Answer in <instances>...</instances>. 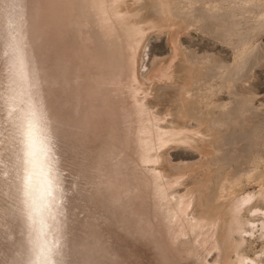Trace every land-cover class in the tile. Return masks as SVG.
I'll return each mask as SVG.
<instances>
[{
	"label": "bare ground",
	"instance_id": "6f19581e",
	"mask_svg": "<svg viewBox=\"0 0 264 264\" xmlns=\"http://www.w3.org/2000/svg\"><path fill=\"white\" fill-rule=\"evenodd\" d=\"M143 1L142 7L147 4V0L145 4ZM119 2L50 0L54 54L50 83L55 88L61 83L71 88L69 67L64 60L66 50L80 55L82 44L92 45L97 69V75L80 93L71 90L72 95L64 98L63 105L70 111L66 116L67 131L61 128L55 94L50 97L54 89H48L49 93L46 90L50 72L40 60L45 55L39 57V47L43 46L39 38L44 36L34 34L35 28L42 32L38 6L33 0H0V264H41V256L32 250V241L41 232L44 235L37 242L45 249L42 255H48L46 249L59 239L60 256L53 259H60L63 264H174L173 251L183 254V258L202 259L203 245L197 242L195 231L203 233V241H211L209 246L213 249L216 243L219 246L214 228L218 221L216 213L209 211L210 207L204 210L197 205L199 208L193 213L190 206L195 191L181 193L177 189L182 184L180 178H173L170 169L154 166L164 157L160 151L165 148L156 145L157 138L165 135L172 141L183 139L188 143L192 137L176 126L172 127L176 131L168 136L157 117L150 113L151 101L139 97V84L134 87L139 73L133 70L139 66L133 67L137 64L133 61L134 52L137 53L135 44L143 41L144 35L142 28L134 27L137 21L140 23L138 15H134L135 23L129 21L132 17L127 18L134 25L125 23L119 15L128 14L121 12V5L133 1L122 0L120 13ZM133 4L139 9L140 2H136L137 7ZM132 7L126 10L132 11ZM138 9L133 10L135 14ZM140 15L139 19H145L146 15ZM180 118L175 114L170 121L177 123ZM103 124L106 131L99 141L98 130ZM67 136L70 140L63 142ZM71 148L82 162L78 161L81 168L77 174L83 180L82 188L76 190L74 186L76 191L67 184L63 173V155ZM148 164H153V168H147ZM77 178L73 183L76 180L78 185ZM255 198V194H248L239 199L232 209L234 215ZM23 201H27L31 211V227ZM146 201L147 212L142 211ZM243 228L231 229L241 233ZM201 259L199 264H204ZM223 260L220 264L232 263L231 259ZM249 261L258 263L244 256L234 263Z\"/></svg>",
	"mask_w": 264,
	"mask_h": 264
},
{
	"label": "rangeland",
	"instance_id": "374dc122",
	"mask_svg": "<svg viewBox=\"0 0 264 264\" xmlns=\"http://www.w3.org/2000/svg\"><path fill=\"white\" fill-rule=\"evenodd\" d=\"M41 1L33 0L38 6L36 12L38 11V23L42 29L41 32L35 28L34 34L39 32L41 37L44 36L39 38L43 45L39 47L42 50L40 52L39 49V57L45 55L42 56L44 60L40 59L43 63L45 58L48 59L45 62L47 67L41 62L44 69L50 72L46 90L54 89L53 92L50 91V97L55 94L61 128L66 130V116L70 111L63 105L64 98L72 95L69 94L72 91L80 93L84 85L91 81V77L97 75L94 50L92 45L88 47L83 44L80 55L66 50L68 56L64 60L69 67L67 77L72 86L65 87L61 83L55 88L50 83L54 68L50 0ZM141 1L143 0L134 2L136 7V2H140L136 13L146 15V23L143 22L145 19H139L141 15L135 14L133 2L128 3L135 9L133 12L131 8L126 10L129 8L128 4L125 5L126 1L123 7L120 0L118 7L119 13L120 5L121 12L128 13L119 14L125 18V23H129L131 19L133 23L136 19L143 23L137 21L136 27L130 22L135 28H142L145 36V40L143 36V41L135 44L137 53L134 52L136 55L134 54L133 63L137 64H133V67L135 65L139 68L133 70H137L140 77L135 78L139 82L136 81L134 87L138 83L136 89L140 92L139 97H147L150 104L155 106L150 105V113L157 117L159 125L168 136H172L176 131L172 127L176 126L192 137L188 143L183 139L172 141L165 135L161 139L157 138L156 145L165 148L160 151L164 157L154 166L170 169L173 178H180L182 184L177 189L181 193H186L189 189L195 191L191 198L192 207L190 206L193 213H196V208L208 210L210 207L209 211L215 212L218 217L214 228L218 226L215 228V238L221 247L215 242L214 250L212 245L209 246L211 241H203V233L194 232L197 242H202L203 245L200 248L203 255L201 262L220 264L223 258V261L231 259L230 264H235L240 256H244L258 262L257 264H264V196L261 195L264 194V0H147L144 6L147 7L146 11L141 10L144 9ZM142 3L145 4V0ZM35 4L33 5L36 6ZM134 15H138V18ZM128 16L132 17L129 21ZM141 25L147 28L144 30ZM39 35H36L38 46ZM139 56L143 57L140 61ZM119 59L122 60L120 57ZM86 63L87 66H84ZM135 73L133 72L136 75L134 77H137ZM175 114L183 120L180 118L177 123L171 122ZM105 128L106 124H103L98 130L99 141L103 139L101 134L106 131ZM69 140L70 136H67L63 142ZM71 149L63 155L66 167L63 173L67 184L72 189L75 190V186L79 190L83 183L81 176L77 175L81 168V156L77 158L75 151ZM149 167L153 168V164H148L147 168ZM74 178L79 181L78 185L76 180L73 183ZM248 194H255L256 198L242 206L240 215L238 212L234 215L233 206ZM142 207V211L147 212V201ZM231 220H235L234 223ZM234 226L241 230L244 227L246 232L237 234L233 231L236 229ZM173 254L174 264H186V258L187 264L200 262L196 257L184 256V259L183 254L180 256L176 251ZM217 254H220L219 257ZM249 264L252 263L249 261Z\"/></svg>",
	"mask_w": 264,
	"mask_h": 264
},
{
	"label": "snow or ice",
	"instance_id": "6c2138e0",
	"mask_svg": "<svg viewBox=\"0 0 264 264\" xmlns=\"http://www.w3.org/2000/svg\"><path fill=\"white\" fill-rule=\"evenodd\" d=\"M21 135L23 136V132L21 133ZM21 143H25L24 140H21ZM17 191H21V189H17ZM24 196H27L28 193L27 191L23 192ZM23 203H25L26 205V209L25 211L27 212V218L29 220V227H31V211L27 208V201H23ZM35 231V229H34ZM44 233L41 232L36 239H34L32 241L33 244V252L37 253V255L41 256V264H63L62 260L60 259H53V256L55 257H59L60 256V252L57 250L60 246V242L59 239L57 240V242L55 244H52V246L50 248H47L46 251L48 253V255H42V253L45 251V249L41 248L40 244L37 242L40 239V236H43ZM46 243V242H45Z\"/></svg>",
	"mask_w": 264,
	"mask_h": 264
}]
</instances>
